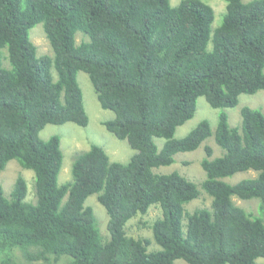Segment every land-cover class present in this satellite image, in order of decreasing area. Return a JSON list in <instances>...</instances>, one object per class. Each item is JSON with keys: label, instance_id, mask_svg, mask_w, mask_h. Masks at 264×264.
Here are the masks:
<instances>
[{"label": "trees", "instance_id": "trees-1", "mask_svg": "<svg viewBox=\"0 0 264 264\" xmlns=\"http://www.w3.org/2000/svg\"><path fill=\"white\" fill-rule=\"evenodd\" d=\"M224 1L212 30L214 9L205 0H0V172L16 159L33 171L35 192L26 199L22 175L9 195L0 185V264H55L62 255L69 264H264L257 262L264 257V219L231 197H256L264 212V111L242 106L237 127L223 110L237 105L241 93L264 89V0ZM38 23L52 55L38 54L29 38ZM77 31L88 39L77 42ZM79 70L101 107L114 113L102 124L134 153L127 162L111 161L91 143L74 157L72 178L59 184L60 138L39 132L46 124L87 125ZM199 96L221 109L214 139L224 152L210 159L212 147L204 146L199 186L210 209L187 211L198 185L152 168L211 135L203 119L174 136ZM156 137L164 139L159 150ZM246 170L257 174L233 184L220 178ZM93 193L108 214L105 241L85 205ZM152 204L161 209L151 223L160 248L149 251L148 240L128 235L125 224Z\"/></svg>", "mask_w": 264, "mask_h": 264}, {"label": "rangeland", "instance_id": "rangeland-1", "mask_svg": "<svg viewBox=\"0 0 264 264\" xmlns=\"http://www.w3.org/2000/svg\"><path fill=\"white\" fill-rule=\"evenodd\" d=\"M214 9V19L211 23L213 30L220 24L223 14L226 10V2L224 0H205ZM172 5L180 2V0H170ZM81 31H77L76 40L79 42L84 38ZM29 38L36 45L38 54L52 55V49L49 41L45 35L42 23H38L29 29ZM84 39H88L86 35ZM211 47V43H209ZM9 66V62L7 65ZM51 72L56 78V72L52 68ZM77 81L82 90V97L85 111L88 115V123L85 126H80L74 122H66L62 124H46L39 132L43 139L49 138L51 135H58L60 138V149L63 154L62 166L58 173V183H64L72 178L71 166L72 161L76 154L80 151L88 149L91 143H96L103 147L108 154L111 161L127 162L134 150L130 147L126 139L117 138L110 132L103 124L102 121L111 119L114 115L113 111L101 107L95 90L91 84L88 74L82 70L77 72ZM244 105L258 108L264 111V89H259L254 93H241L237 105L233 107H224L228 115V122L231 126L240 127L241 114L240 108ZM221 109L212 107L204 96H199L196 101V110L193 116L179 125L174 136L179 138L186 135L193 127H195L201 120L207 119L211 128V135L208 136L202 143L193 150L178 151L174 154V161L168 165H160L153 167L156 173H170L177 171L189 180L196 183L200 189L198 196L185 204L184 209L192 211L195 208L206 207L210 209L211 198L199 186L200 182L206 177L204 169L201 167L200 161L206 156L204 146L210 145L212 153L209 158H215L223 154L224 149L219 146L214 139V130L217 124V116ZM158 150L161 149L164 139L161 137L154 138ZM257 171L246 170L234 173L231 176L220 177L228 183H236L243 178L256 176ZM18 175L25 177L27 182V200L35 199L34 192V174L31 169L23 168L16 159L9 160L4 169L0 172V185L6 195H9L12 190L15 179ZM236 205H239L246 211L254 213L253 215L259 216L264 219V212L259 208L260 201L258 198L240 199L235 195L231 196ZM85 205L91 206L101 240L105 241L109 238V231L107 228L108 214L104 206L97 200L96 193L89 195L85 200ZM161 217V209L158 204L149 206L145 214H136L130 217L125 224V231L128 235L135 238H145L148 240L147 249L149 251L157 250L160 246L155 242L152 236L151 223ZM183 223H186L185 218ZM17 258H21L19 250H14ZM4 252H0V258ZM55 264H69L70 257L62 255ZM257 262L264 263V257H258ZM34 264H42L35 262ZM52 264H54L52 262ZM173 264H187L184 259H176Z\"/></svg>", "mask_w": 264, "mask_h": 264}]
</instances>
